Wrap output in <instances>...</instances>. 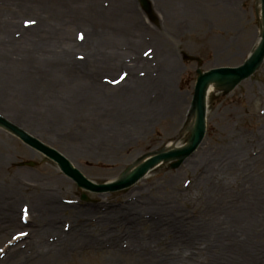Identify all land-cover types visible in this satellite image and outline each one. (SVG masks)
I'll return each instance as SVG.
<instances>
[{"label": "rangeland", "instance_id": "374dc122", "mask_svg": "<svg viewBox=\"0 0 264 264\" xmlns=\"http://www.w3.org/2000/svg\"><path fill=\"white\" fill-rule=\"evenodd\" d=\"M74 1L85 9L70 11L66 27L54 15L69 0H0V120L64 156L94 185L168 144H189L197 77L245 63L262 33L259 0H146L150 13L141 0ZM36 24L46 33L28 31ZM62 33L73 43L66 49L51 41ZM113 35L120 36L116 48L99 47ZM154 40L175 64L170 88L181 111L146 123L152 100L88 96L96 95L87 87L93 77L116 87L127 76L131 51L153 61ZM114 54L118 65L106 66ZM6 107L15 124L1 117ZM205 118L197 150L99 193L78 187L0 124V264H264V57L252 76L209 95ZM144 119L140 132L125 131ZM86 125L112 134L106 166L70 155L87 147L78 140ZM31 203L42 217L28 222ZM128 227L147 253L129 242ZM74 232L82 236L65 245L63 236Z\"/></svg>", "mask_w": 264, "mask_h": 264}, {"label": "bare ground", "instance_id": "6f19581e", "mask_svg": "<svg viewBox=\"0 0 264 264\" xmlns=\"http://www.w3.org/2000/svg\"><path fill=\"white\" fill-rule=\"evenodd\" d=\"M40 3H42V0H38ZM33 9V7H31ZM66 10H61L58 15H54V18L56 20L62 21L63 23H65L66 27H68V25L71 24V22L68 20H65L66 18H70L71 16H68L70 13V11L73 13H81L82 11H84L82 8V5L80 4H76V2L74 0H69V5L67 3V6L65 7ZM72 9H75L72 10ZM86 9H88V7H86ZM79 10V11H78ZM65 20V21H63ZM40 30V32H43L44 34L46 33V30L43 26H39V25H35L31 30H28L30 32L33 31H38ZM102 34H105V32ZM101 34V35H102ZM42 36H39V40H42L41 38ZM112 37H114L113 41H108L110 39H104L101 41V43L99 44V47L105 45V48H116V43L119 41L118 39L120 38V36L118 35H113ZM37 39V40H38ZM99 40H101V38L99 37ZM160 40V38H159ZM48 41V38L46 40ZM51 41L54 42V44H62L64 45V49H66L65 47L68 45H72L73 43L70 42V37L69 36H65L64 33L62 34H58V35H54L51 39ZM157 41L154 40V44H152V47L154 48L150 54L151 56V60L148 59L147 57L144 59L142 58V56H138L136 52L131 51V66L128 67V73L127 76L116 86H111L108 85L105 82V80L102 82H97L95 79H91L88 83V88H92L95 90L96 95L92 96L90 93L88 94L89 97H94V98H101V97H110V93H122L124 96L129 97L128 99H133V98H137L136 100H138L139 102H141L142 104H144L143 102H151L154 101V107L152 108H147L148 111H151L150 113L153 114L152 116H146L147 117V122H149L150 119H152L157 115H162L163 113H170L173 112V110H180L181 111V97L178 95H174V93H172V90L170 88V83H171V73L173 74L174 70H175V64H172V60H171V55L170 53H167L166 48L164 46V48H162L160 45L156 44ZM164 44V41H163ZM261 40L260 38L258 39V42L256 43L254 50L252 52V54L250 55V57L248 59H252L259 51V49L261 48ZM138 46H143L142 41H139L136 45L133 44L132 48H137ZM161 47V48H160ZM104 48V49H105ZM118 48V47H117ZM123 48V47H122ZM131 48V49H132ZM114 50V49H113ZM93 56V55H92ZM124 56V55H123ZM122 56V57H123ZM118 55L114 54L111 59H107L106 61H104L108 66V64L110 66L118 65V61H117ZM110 60L112 62H110ZM85 61V60H84ZM118 62V63H117ZM84 63L78 64V65H83ZM104 64V63H103ZM100 66H97V68H99ZM114 67V66H113ZM112 68V67H111ZM84 69H86V67L84 66ZM109 69V68H107ZM138 69H140L141 71H137ZM84 72V71H83ZM84 74H87L86 72H84ZM236 82V79L233 77H221V76H214L212 77L204 90V97L206 100H208L209 95L214 92L216 89H218L220 86H226L228 84H232ZM93 90V91H94ZM152 96V97H151ZM144 100V101H143ZM4 114L5 116H1L2 118H4L5 120H7L8 122L15 124L13 121H11L9 118H12L13 120H17V118L15 117V115L13 116V112L9 109V108H5ZM185 110V108H184ZM183 112V110H182ZM97 114V112H95ZM149 113V112H148ZM94 114V113H91ZM99 116L98 119H100V114H97ZM103 116H105L103 114ZM151 117V118H150ZM19 119V118H18ZM103 120L105 121V118H103ZM206 121V120H205ZM106 122V121H105ZM145 123V119L142 123H138L136 125H134V127L129 126L126 127L127 132H129V135H132V131L134 132H140L143 128V125ZM129 125V124H128ZM194 126H195V119L193 117V119L190 120V124H189V130L193 131L194 130ZM2 127L0 126V129ZM110 131H102L99 130V128L95 127V126H89L86 125L83 127L82 131L79 133L78 135V140L81 143H84L87 147H83V149H81V151L79 150V152H77L75 149L71 150L70 152L72 154H70L73 159H84L86 160V162H88L91 165H104L106 166V164H104L105 162L108 161V152L110 151L111 146L109 145L110 143V139L112 138V134H110ZM110 135V137H109ZM83 146V145H82ZM176 149V146L173 144H168L164 149L163 152H167V151H172ZM198 149V148H197ZM196 149V150H197ZM105 156V157H104ZM64 157V156H63ZM152 157V156H151ZM150 157V158H151ZM65 158V157H64ZM104 158V162L101 163L102 159ZM66 159V158H65ZM148 159L145 158L144 160H142L140 163H138L137 165H134L133 167H131L125 174H123L122 176H119L118 178H115L113 180H111L110 182H108L105 185H109V184H113L115 182L118 181H122L127 179L141 164H143L144 162H146V160ZM160 163H162V161H158L151 169H153L154 167L158 166ZM149 169V170H151ZM22 190V189H21ZM46 197V196H45ZM38 205L37 204H30L29 209L27 208V213H28V217H27V221H32L33 218H35L36 220L38 219V217H42L39 216L38 214L42 213L41 210L39 208H37ZM28 221V222H29ZM9 226H18L19 224L15 223V222H10ZM20 227H22L20 225ZM50 230L48 225L46 228V231ZM127 230H129V242H134L137 246H139V251H149L150 249L146 246V243H142L139 241L140 238H136L133 236V239L131 237V233L133 232V228H127ZM126 230V231H127ZM76 234L75 238H72V235ZM82 235L77 234V233H68L66 235L63 236V240H64V244L66 245V242L69 243H75L76 239L78 237H81ZM129 236V235H128ZM70 237V240H67ZM81 239V238H79ZM80 242H78V244H91L93 246V243H97L99 241L93 242L94 240H79ZM77 244V245H78ZM98 244V243H97ZM96 244V245H97ZM65 245L63 246V248L65 247ZM95 245V246H96ZM55 250V249H54ZM146 252V253H147Z\"/></svg>", "mask_w": 264, "mask_h": 264}, {"label": "water", "instance_id": "95a60500", "mask_svg": "<svg viewBox=\"0 0 264 264\" xmlns=\"http://www.w3.org/2000/svg\"><path fill=\"white\" fill-rule=\"evenodd\" d=\"M141 6L144 11L150 13V7L146 0H141ZM261 11H262V19H263V31H262V44L258 53L249 61L245 62L241 66L238 67H225V68H215L211 69L203 74H201L197 80L194 87V107H195V127L193 131V135L191 137L190 143L186 148L161 152L149 158L144 164L139 166L127 179L119 181L114 184L109 185H94L88 180H86L77 170L72 168L69 162L56 151L45 147L40 144L36 139L27 135L24 132L6 124L2 120H0V124L5 125L9 128L18 138L26 144L28 147L40 152L48 159L54 161L62 173L70 178L73 182L77 184L78 187L86 189L91 192H107V191H116L123 188H126L137 180H139L148 169L152 168L158 161H164L168 159L180 158L186 155H189L192 151H194L198 145L201 143L204 136L205 129V97L204 90L208 83V81L218 75L221 77H233L236 80L240 81L247 78L257 67L264 56V0H260ZM31 165V164H30ZM82 199H85V196H82Z\"/></svg>", "mask_w": 264, "mask_h": 264}]
</instances>
